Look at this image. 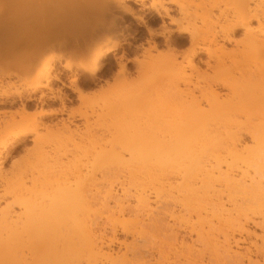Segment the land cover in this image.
<instances>
[{"label": "bare ground", "instance_id": "1", "mask_svg": "<svg viewBox=\"0 0 264 264\" xmlns=\"http://www.w3.org/2000/svg\"><path fill=\"white\" fill-rule=\"evenodd\" d=\"M56 1L66 3L70 0H39L38 5L35 3L37 8L35 5L30 8L31 12L28 7L23 6L21 11L24 10L23 14L31 16H25L27 19L40 20L45 27L51 21L49 16L56 14ZM144 1L147 0H86L83 5L85 8L82 9L84 15L69 19V29L81 32L85 38L82 44H69V52L64 50L69 56L83 58L90 55L95 48L105 47L102 52L98 50L99 54L91 64L80 60L76 63L67 60L63 64L70 72L67 88L77 99L83 100L87 95L85 96L78 86L79 78L72 70L73 66L86 72L90 81L94 82L96 72L102 65L100 63L108 53L112 54L118 69L120 67L123 71L122 75L126 70L123 60L131 61L125 57V52L116 56L115 53L123 44H130L126 39H123V43L114 42L117 25L113 17L111 21H105V13L111 16L113 11L120 10L129 14L135 22L134 34L147 36L143 44L147 46L144 54L149 57L150 51L156 50L158 46V38L162 39L168 49L174 40H187L189 50L180 57L190 69H195L194 58L198 52L206 53L208 57L213 53L209 47L200 45L199 29L194 18L189 19L190 16L185 14L182 0H151L148 6L144 5ZM232 1L238 6L237 16L234 23L222 34L221 40L232 41L231 34L241 29L249 46L257 50L263 49L264 31L259 30L264 28V12L260 15L250 14V0ZM34 2L38 3V0ZM127 2L139 6L138 12H141L134 11ZM20 3L21 0H0V167L18 145L29 141V137H34L32 142L40 137L38 128L42 127L46 133H51L56 127L58 131L67 133L69 125L72 124L69 114V119L60 118L54 125H46L42 121L44 117L65 114L64 100L54 95L51 80L61 83L62 86H65V83L58 75H51L53 67L50 66V63L65 54H58L56 57L52 55L42 64L39 77L44 83L28 84L27 89L13 92H8L3 86L5 79H19L31 73L35 68L36 54L53 47L47 41L50 36L45 35L41 37L40 43L36 42L38 45L35 44L39 51L24 52L12 65L2 66V61L13 56L12 48L16 46L15 20H26L24 16L21 17ZM67 4L69 13L72 14L74 6L70 2ZM15 9L19 12L15 13ZM26 10H29V13H25ZM96 12L97 19L92 18ZM173 12L180 18L172 16ZM15 15H20V18L16 19ZM250 21L256 23L257 32L250 27ZM154 26L157 27L154 29ZM138 29H144L145 32ZM208 41L215 44L214 35H211V40ZM32 43L34 44V41ZM67 46L58 45V48L67 49ZM139 47L142 48V45ZM219 47L215 51L220 50ZM26 49L28 51V48ZM175 57V53L171 54L156 65L155 69L171 65ZM132 61L141 65L136 57L132 58ZM120 69L118 72H121ZM222 84L227 87L224 81ZM42 90H47L51 96L43 94ZM37 92L40 96L36 98ZM59 93L60 90H57V94ZM247 95L240 96L239 102L234 106H230L231 102L228 101L219 102L218 94L214 91L204 103L192 99L190 105L185 106L180 113L178 146L174 154L168 147L164 152L147 155L139 161L124 163L114 160L115 163H106L108 169L117 166L128 174L125 184L120 187V193L113 187L115 179L110 181L107 178L111 174L109 170L100 173L106 184L102 187L100 195L97 193L99 189L96 191L98 200L93 192L85 189L88 178V181L85 178L84 181L79 177L80 181L76 182L73 189L61 184H47L45 189L33 197L24 195L27 189L21 185L23 183L9 180L0 174V203H6L7 199L13 198L11 203L0 209V264H133V259L135 264H145L143 259L133 257L134 254L131 256L132 260L129 259L131 245L119 241L115 233V228L121 225L120 228L124 227L123 231L134 240L141 238L145 228L139 226L140 221L146 225L149 222L148 224L156 230L157 226L161 227L162 224L166 233L171 232L173 242L170 246L164 240L165 244L161 240L160 243L163 247L179 249V255L185 252L186 256H182H185V262L188 264L203 263L201 258L197 260L191 254L194 251V254L197 253L194 249L195 243H199L202 251L207 253L210 264H264V182H261L264 181V121L252 128L250 126L248 144L241 142L237 132L233 131L232 119L235 113H229L242 103L247 106V103L252 102ZM55 100L60 102L59 109L44 110L45 106H50ZM253 103L258 107L253 108L264 109V97L256 98ZM37 107L39 111L34 112L33 118L27 124L26 111ZM11 108L18 109L19 113H12ZM15 115L19 118L18 121L14 118ZM29 126L31 127L27 128ZM106 178L107 180H104ZM102 180L100 184H103ZM88 191L93 194L88 195ZM130 201L133 202L132 206ZM96 204L97 210L93 211L91 207ZM13 206L17 207L18 211L12 215ZM89 211L96 214H90ZM91 215L98 216L97 218L111 227L109 235L98 229L99 226L94 227V221L89 219ZM256 219L263 225L259 235L251 233L248 229V223L255 224L254 222H258ZM177 227L185 229L194 239L189 237V243L179 239L175 232ZM162 251H158L160 255L156 257L157 260L154 259L155 264H171V260L166 254H162Z\"/></svg>", "mask_w": 264, "mask_h": 264}, {"label": "rangeland", "instance_id": "2", "mask_svg": "<svg viewBox=\"0 0 264 264\" xmlns=\"http://www.w3.org/2000/svg\"><path fill=\"white\" fill-rule=\"evenodd\" d=\"M21 1L20 6L28 7L29 9L35 3L39 4V0L38 3L34 2V0ZM69 2L74 6L72 14L69 13V4L66 5ZM69 2L56 1L54 4L56 14L49 16L51 21L47 23V27H44L40 20L27 19L26 17L31 16L22 13L24 11H21V9H24L23 7L19 8L21 17L26 16V20L23 19L21 20L22 22L15 20V25H13L15 26V40L17 41L16 46L12 48L13 56L1 62L2 66H10L17 61L15 59L22 57L24 52L35 51L36 53V50L39 51V49L35 47V44L38 45L40 43L41 37L50 36L47 38L49 42L47 43L53 46L52 49H46L39 52L40 54H36L34 59L35 68L31 73L29 72V74L27 73L19 79L11 78L3 81V86L8 92H13L14 90L22 91L28 88V84L35 82L44 83L43 79L39 77L42 64L52 55L56 57L58 54H65L59 60L55 59L50 63V66L53 67L51 75H58L61 81L65 83V86H62L61 83L51 80L54 95H58L64 100L65 114H56L50 118L44 117L42 121L46 125H54L60 118L69 119L67 116L69 114L72 117V124L69 125L70 129H68L67 133H63L54 127L51 133H46L47 131L42 127L38 128L37 133L40 137L37 138V142H32L31 139H34V137H29V141H26L23 145H18L6 159L3 166L0 167V174L9 180H17V183H23L21 185H24L27 189L24 193L25 196L31 195L34 197L45 189L47 184H61L73 189L76 187V182L80 181L78 178L81 177L82 180L85 178L88 181L89 179L88 182L86 181L85 185L87 187L85 189L88 188L87 190L93 192L94 194H92L97 199L106 184L101 178V174L105 172L104 170L111 172L107 178L110 181L115 179L113 187L120 193V187L125 184L128 174L124 169L117 168V166L116 168L111 167L108 169L106 163L114 162V160L115 162H118L117 160L120 162L124 161V163L139 161L147 155L164 152L168 147L171 148V153L174 154V150L178 146L179 126L181 124L180 113L182 109L190 105L191 100L194 98L201 102L207 100V98L211 97L212 91L218 94L219 102H231L230 106L236 105L240 96L244 97L248 94L247 96L251 98L252 102L247 103V106L242 103L238 108L229 111V113H235L232 119L234 121L232 125L234 127L233 131L237 132L241 142L250 144V126L252 128L254 125L264 121V109H256L258 107L253 103L256 98L264 97V48L257 50L249 46L241 29H237L231 34L232 41L224 42L221 40L220 37L234 23L237 16L238 6L232 0H182L185 14L190 16L189 19L194 18L195 25L199 29L200 45L204 44L205 48L209 47V50L213 51V53H210V57L206 53L198 52L194 58L195 69L186 67L180 57L189 50L187 40H174L168 49L162 39L158 38L156 40L158 46L156 50L150 51L149 57L144 54L147 46L143 44L147 36L146 34H134L135 22L129 14L115 10L111 13V16L108 13H105L104 16L102 15L105 21H111L112 17L115 20L117 35L114 42L123 43V39H126L131 45L123 44L122 48L115 53L116 56H121V52H125V57L131 61L123 60L126 70L122 75L123 71L119 67L121 72H118L119 69L112 58V54L108 53L107 57L100 63L102 65L96 72L94 82L90 81L86 72L73 66L72 70L79 78L78 86L82 89L85 96L87 95L84 97L85 100L77 99L76 95L72 94L67 88L70 72L63 67V64L67 60L71 63H76L80 60L91 64L97 54L105 50V47H101V49L99 47L100 50L97 47L94 51L92 50L93 52L91 51L90 55H86L83 58L68 55L69 44H82L85 40L81 32H74L69 29V19L80 18L84 15L82 9L85 8L83 5L86 4V0H70ZM149 2L151 0L143 3L148 6ZM127 3L134 11L138 12L139 6L131 2ZM248 6L251 10L250 14L258 13L260 15L264 12V0H250ZM172 8L174 9V7ZM17 11L19 12V10ZM31 11L32 9H30ZM25 13H29V10L28 12L26 10ZM97 13H94L95 16H92V18L97 19ZM145 13H148V11H145ZM171 15L175 16L176 19L180 18L175 12L171 13ZM14 17L18 19L17 17L20 18V15H15ZM150 17L152 18V16ZM249 25L257 32V25L254 21H250ZM155 27L157 26L153 28L155 29ZM138 30L145 32L144 29ZM259 31H264V28ZM211 35L212 37L214 35L215 44L208 41L209 39L211 40ZM32 41H34V44ZM140 44L142 48L139 47ZM58 45L68 46L66 47L67 49H64V47L58 48ZM217 47L220 50L215 51ZM26 48H28V51ZM64 50L68 52L66 53ZM174 53L176 57L171 65L155 69L156 65L158 66ZM134 57L141 62L140 66L132 61ZM138 66L140 67L139 69L137 68ZM223 81L227 84V87L223 86ZM57 90H60L59 94H57ZM42 92L49 97L51 96L47 90H42ZM233 92H237V94H233ZM39 96L40 93L37 92L35 97ZM59 108L60 102L55 100L50 106H45L44 110H57ZM10 110L12 113H19L16 108H11ZM35 111H39V107L26 111L27 121L25 122L27 124L33 118ZM257 113H261V115H257ZM14 118L16 121L19 119L17 115ZM90 177L93 178L90 179ZM107 178L104 180H107ZM101 180L104 185L100 184ZM261 182L263 183L264 181ZM98 189L97 193L99 195L97 196L96 191ZM92 194L89 193L88 195ZM7 200L6 203H0V209L4 208L7 203H11L13 198ZM130 204L132 206L133 202L130 201ZM95 206L98 207L97 204L91 207L93 211L97 210ZM11 210L13 215L14 212L18 211V208L13 206ZM89 212H91L90 214L95 213ZM93 215L89 216V219L92 218L94 221L92 223L95 226H93L95 228L99 226L98 229L109 235L111 227L102 219L97 218L98 216ZM259 221L254 222L255 224H252V222L248 223V229L251 233L256 235L262 233L263 225ZM141 223L144 224V222L140 221L139 225L141 227L144 226L142 227L143 229L145 228L144 235L135 240L123 231L124 227L120 228L121 225L115 228L118 240L127 242L132 247L129 259L134 254L133 257L143 259L142 261H146L145 264H155L154 259L157 260L160 255L158 251L163 250L162 254H166V257L173 261H169L171 264H188L185 262V252L182 254L185 256H182L179 255V249L173 250V248H168V246H162L164 241H166L167 245L169 243V246L173 242L172 233L169 231L166 233L162 224H159L161 227L157 226L156 230L151 224V226L148 224L149 222L147 225ZM175 230L179 239H183L187 243H189L190 238H193L181 227H177ZM160 240L162 243H160ZM200 247L199 243H195L194 249L197 253L194 254L195 251L192 252V256L196 257L197 260L201 258L202 264H210L207 253L202 251L203 248ZM200 250L202 253H200ZM133 260L132 263L135 264V260Z\"/></svg>", "mask_w": 264, "mask_h": 264}]
</instances>
